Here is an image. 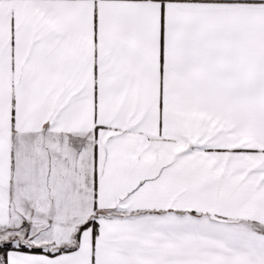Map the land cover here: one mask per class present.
Instances as JSON below:
<instances>
[{"label": "snow or ice", "instance_id": "snow-or-ice-1", "mask_svg": "<svg viewBox=\"0 0 264 264\" xmlns=\"http://www.w3.org/2000/svg\"><path fill=\"white\" fill-rule=\"evenodd\" d=\"M0 264H264V0H0Z\"/></svg>", "mask_w": 264, "mask_h": 264}]
</instances>
